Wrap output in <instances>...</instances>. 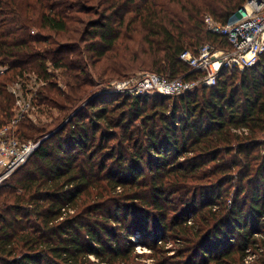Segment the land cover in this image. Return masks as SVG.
I'll return each mask as SVG.
<instances>
[{"label": "trees", "instance_id": "1", "mask_svg": "<svg viewBox=\"0 0 264 264\" xmlns=\"http://www.w3.org/2000/svg\"><path fill=\"white\" fill-rule=\"evenodd\" d=\"M246 1L0 0V125L32 72L51 121L25 117L21 138L80 108L0 187V264H138L139 246L154 264H246L249 249L264 264V53L174 97L108 88L199 77L181 54L229 48L205 16L226 24ZM167 237L184 241L172 257Z\"/></svg>", "mask_w": 264, "mask_h": 264}, {"label": "built area", "instance_id": "2", "mask_svg": "<svg viewBox=\"0 0 264 264\" xmlns=\"http://www.w3.org/2000/svg\"><path fill=\"white\" fill-rule=\"evenodd\" d=\"M205 24L207 30L226 37L230 47H216L206 43L196 53L183 52L181 59L188 63L192 70L201 72L199 77L170 79L157 72H144L111 82L109 91L132 96L161 94L174 97L201 86H214L224 69L244 70L252 67L264 53V0H247L226 24L206 15ZM17 82L21 84L20 88L24 92L22 95L27 100H21L17 90L10 88V93L16 98V104L14 115L0 126V187L28 162L42 140L23 139L19 135L21 121L31 116L32 111L39 105L34 98L36 93L30 97L32 91H27L21 80ZM168 246L170 247L171 243H168ZM258 255V252L249 249L245 258L246 264H251Z\"/></svg>", "mask_w": 264, "mask_h": 264}, {"label": "rangeland", "instance_id": "3", "mask_svg": "<svg viewBox=\"0 0 264 264\" xmlns=\"http://www.w3.org/2000/svg\"><path fill=\"white\" fill-rule=\"evenodd\" d=\"M34 31H36L34 29ZM8 69V66L6 65H0V75H2L3 73H5ZM51 71L55 74V76H53V79L56 80H59L60 83L63 85V81H64V78L62 76V69H53L51 68ZM151 72V71H150ZM21 80L23 82V85L25 86V89L27 91L31 90L32 93L29 94L30 97H32L34 95V93H37L36 91H38L40 89V87L42 85H44V82L38 78V75L37 74H34V72H32L31 74H26L25 76L23 77H18L16 79V81L14 80L10 85H9V92H10V88L11 89H14V90H17V93L19 96H21V100H24V96L22 95L24 92L23 90L20 88L22 87L21 84L17 81ZM121 79H113L111 80L112 82H116V81H120ZM123 80V79H122ZM19 89V90H18ZM15 98V96H14ZM29 99V98H28ZM27 100V99H25ZM15 104H16V101H15ZM37 105L38 102H36ZM38 108V109H37ZM16 110V108H15ZM42 110V111H41ZM43 110H44V106L42 105H39L38 107H36L33 111H32V114L30 118L34 123H43V122H48V121H51V115L49 116V111L47 110L46 112L43 113ZM52 112L54 113V115L56 114V110H52ZM11 119V118H10ZM9 120V119H8ZM7 120V121H8ZM1 126V125H0ZM194 219H192L189 223H194L193 221ZM133 239H136L133 237ZM179 239V238H178ZM181 239V238H180ZM167 241L168 243H171V246L169 247L168 244H166V249L169 251L168 252V257H172L174 255L177 254V252L179 251V249L181 248V246H183L184 244V241L182 239V242H178L177 239L175 238H170V237H167ZM137 251L138 253H142L146 256H143V257H139L137 259H135L136 263L138 264H154L156 262V258H152V257H148L147 255H150V250L149 249H143L142 247H137ZM149 253H147V252Z\"/></svg>", "mask_w": 264, "mask_h": 264}, {"label": "water", "instance_id": "4", "mask_svg": "<svg viewBox=\"0 0 264 264\" xmlns=\"http://www.w3.org/2000/svg\"><path fill=\"white\" fill-rule=\"evenodd\" d=\"M90 101V99L88 100V101H86V103L85 104H87L88 102ZM84 104V105H85ZM83 105V106H84ZM80 110V108L78 109V110H76L70 117H69V119L67 120V121H69L78 111ZM67 121L65 122V123H63V125H61L59 128H57L56 130H54L51 134H49L47 137H49V136H51V135H53L54 133H56L62 126H64L66 123H67ZM47 137H45L44 139H42L41 141H40V145L42 144V142L47 138ZM39 145V146H40Z\"/></svg>", "mask_w": 264, "mask_h": 264}]
</instances>
